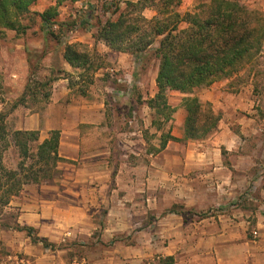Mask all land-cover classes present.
Instances as JSON below:
<instances>
[{
	"label": "crops",
	"instance_id": "obj_1",
	"mask_svg": "<svg viewBox=\"0 0 264 264\" xmlns=\"http://www.w3.org/2000/svg\"><path fill=\"white\" fill-rule=\"evenodd\" d=\"M243 1L264 16V0ZM3 33L9 39L0 38V76L14 102L29 82L27 50L40 43ZM92 39L77 31L69 41L92 46ZM103 45L112 64L95 73L85 94L61 76L42 106L25 100L6 117L10 131H37L39 143L58 131L60 159L50 177L24 183L0 202V257L19 253L30 264H264L260 68H251L246 83L234 82L239 73L196 90L192 95L220 120L207 138L186 140V94L169 92L173 112L164 121L147 102L158 92V68L146 82L144 54ZM261 54L264 62V43ZM7 104L0 101V111ZM8 140L3 158L9 150L19 158Z\"/></svg>",
	"mask_w": 264,
	"mask_h": 264
},
{
	"label": "trees",
	"instance_id": "obj_2",
	"mask_svg": "<svg viewBox=\"0 0 264 264\" xmlns=\"http://www.w3.org/2000/svg\"><path fill=\"white\" fill-rule=\"evenodd\" d=\"M39 1L0 0V32L14 30L16 35H24L33 24H38L45 39L48 40L50 36L56 39L63 59L80 72L75 76L61 69L56 74L52 69L43 79L34 80L41 73V68L28 53L29 82L26 91L12 108L23 104L28 95L34 100L42 96L44 101H48L52 84L61 76L69 79L71 87L77 86V91L85 94L94 82L95 73L106 64L98 50H89L81 42H70L63 34L59 8L65 2L80 0H55L53 5L42 11L34 9ZM161 1L162 9L149 20L141 18V23L133 21L132 14L140 6L145 8L146 3L144 0L127 2L116 19H108L101 24L96 39L111 51L139 56L159 38L155 50L159 59L156 78L158 92L147 102L167 121L173 112L168 104V93L178 91L186 94L183 97L187 111L185 139H205L218 129L220 116L210 103L204 104L197 95L192 94L238 74L262 52L264 16L261 11L241 0H210L209 3L200 4L195 11L184 13L176 9L182 0ZM2 87L0 79V90ZM7 115L0 112V180H5L0 183L2 204H6L13 195H18L24 183L50 177L60 159L58 131H53L49 139L39 143L37 131H10L6 124ZM155 123L159 127L163 124L161 120H155ZM9 136L23 159L20 170H7L3 163V152L9 145ZM167 138L173 139L170 135ZM166 143L165 139L162 147ZM28 159L35 161L27 169L25 163ZM27 230L30 232L31 228Z\"/></svg>",
	"mask_w": 264,
	"mask_h": 264
},
{
	"label": "rangeland",
	"instance_id": "obj_3",
	"mask_svg": "<svg viewBox=\"0 0 264 264\" xmlns=\"http://www.w3.org/2000/svg\"><path fill=\"white\" fill-rule=\"evenodd\" d=\"M129 1H138V0H80L77 2H71V1L65 2L59 8V13H60L59 20L63 24L62 25L63 34H65L68 40H70L72 31L74 33H76L77 31L78 33L83 32V31H90V33H92V35L96 39V35L98 33V30L101 24L106 22L108 19H116L121 13V11L127 6V2ZM241 1L245 3L246 5H248L243 0ZM144 2L146 3L145 8H141L140 6L137 8L136 11L133 12L132 14L133 21H138V23H141L143 22L141 18H146L147 20H149L155 14H157V12H159L162 9L161 0H144ZM209 2L210 0H182L181 4L177 6L176 9L177 11L181 13H184L186 11H195L196 8L200 4L209 3ZM54 3H55V0H40L34 6V9L38 11H42L46 9L47 7H49L50 5H53ZM16 37L17 38L18 37L32 38V40H36L40 43V46H38V48H32V49L28 48L29 50H27V53L32 55L36 63L40 64V68H41V73H38L36 77L33 78L34 80H40L41 78L43 79L47 74H50V70L52 69L56 71V74H59L60 72L59 70L61 69H64L65 71H67L65 67H63L64 65L62 62L64 59L61 60V57H60L61 49H60L58 42L52 36L48 37V40H46L44 33L41 32V30H39L38 24H33V27H31V29H29L26 34L16 35ZM0 38L5 39V41H7L9 39V36L6 35V33L0 32ZM159 40L160 39L158 38L156 42L154 43V45L150 47L144 53L143 57L139 61V69L141 72L143 71L146 74V78H145L146 82H149V78H151L153 72L159 66V59L157 58L156 52H155L156 48L158 47ZM93 41H94V44H93ZM73 42H81L85 44L89 50H98V52L101 55H103L104 62H106L104 66L112 64V61H110V58H111L110 53L106 50L105 46L103 45L104 44L103 42L97 41V39L96 40L92 39L90 41L93 44L92 46L86 41H73ZM261 57H262V54L260 53L255 57V59L252 62L247 64L244 67V69L239 72L241 74L238 73L239 75L235 77L234 82L239 81L238 82L239 84L246 83V81L249 78L248 74H249V71H251V68L253 69L260 68L259 69V74H260L259 79L261 80V83H264V62H263V59H261ZM79 72H80L79 69H75V73H74L75 76H77ZM0 79L3 84V87L0 90V101L7 100L8 102L7 106L3 108L0 112L9 114V112L13 109L12 106L17 100L14 102L10 101L11 99V97H9L11 95L10 87L8 85H5V83H3V79H4L3 77L0 76ZM75 88L77 90V86H75ZM199 91H202V90L200 89ZM26 101H28L30 105L35 108H39L40 106H42V103L46 102L42 99V96L34 100L33 98L30 97V95H28ZM204 104H207V103H204ZM15 154L16 152L14 150H9L7 153H5L3 160L5 161V156H6L7 160L4 162V165L7 168V170H20L21 168L20 162L23 159L21 158L20 155H19L20 159L17 158L16 157L17 154L16 155ZM34 161H35L34 159H28L25 163V168L28 169L29 166H31L34 163ZM37 167L38 166H36V168ZM0 178H1V171H0ZM3 182H5V180H2V181L0 180L1 184ZM1 195H2V190H0V197ZM6 215L7 213H5V216ZM8 220H10V218Z\"/></svg>",
	"mask_w": 264,
	"mask_h": 264
},
{
	"label": "built area",
	"instance_id": "obj_4",
	"mask_svg": "<svg viewBox=\"0 0 264 264\" xmlns=\"http://www.w3.org/2000/svg\"><path fill=\"white\" fill-rule=\"evenodd\" d=\"M56 28H58V25L55 26ZM74 32H71V35ZM70 36V34H69ZM71 37V36H70ZM255 234H257L255 232ZM0 264H30L29 260L26 259L23 255L19 254V253H9L5 256H1L0 257ZM77 264V262H76Z\"/></svg>",
	"mask_w": 264,
	"mask_h": 264
}]
</instances>
